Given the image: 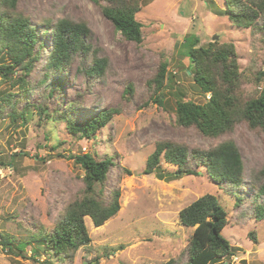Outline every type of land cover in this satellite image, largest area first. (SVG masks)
I'll return each mask as SVG.
<instances>
[{
  "label": "rangeland",
  "instance_id": "obj_1",
  "mask_svg": "<svg viewBox=\"0 0 264 264\" xmlns=\"http://www.w3.org/2000/svg\"><path fill=\"white\" fill-rule=\"evenodd\" d=\"M227 1L230 0H141L142 9L136 15L143 25V41L139 44L126 41L116 32L94 0L19 1L18 11L38 30L41 25H54L62 19L88 23L92 44L100 50L98 56L108 60V70L102 79H87L76 59L60 76L63 90L47 99L49 90L40 84L49 51V40L45 38L42 60L26 77L32 90L19 105L20 110L28 109L27 123L21 118L13 122L8 116L0 120V264H164L170 260L186 264L194 228L182 226L179 214L207 194L214 195L227 212L228 223L222 235L234 254L210 264H264V219L256 216L257 206L264 207V195H257V181H262L256 177L264 169V131L239 122L231 132L209 138L195 128H182L176 123L177 101L202 104L210 98L195 84L189 59L180 51L187 35H196L198 46L214 42L215 36L220 45L233 43L241 74L240 104L260 96L264 33L233 26L222 12ZM10 62L5 55L0 58V65ZM165 64L170 82L158 93L163 97L160 106L150 98L153 93L148 82ZM21 76L22 71L14 75ZM129 85L134 89L132 95L127 94ZM19 91V85L2 83L0 104L6 105L1 97ZM72 102L79 106V114L88 117L108 109L119 112L107 127L83 138L72 135L66 122L41 117L37 108L45 107L50 114L59 106L63 112ZM66 111L72 113L71 108ZM229 140L238 146L244 163L240 189L218 186L202 168L198 176L160 179L177 172L176 166L164 162L156 174H144L158 142L208 150ZM84 153L99 160L112 157L118 163L119 171L110 173L106 190L109 192L118 181L121 209L100 227L87 217L91 242L60 263L32 237L42 230L51 231L67 204L83 195L84 171L71 157ZM4 238L13 239V250L19 241L29 244L18 255L17 251L3 248Z\"/></svg>",
  "mask_w": 264,
  "mask_h": 264
},
{
  "label": "trees",
  "instance_id": "obj_2",
  "mask_svg": "<svg viewBox=\"0 0 264 264\" xmlns=\"http://www.w3.org/2000/svg\"><path fill=\"white\" fill-rule=\"evenodd\" d=\"M19 1L0 0V58L5 55L11 60L9 64L0 65V85L10 81L12 87L19 85L20 89L17 93L10 92L4 95L5 98L1 97L6 105L0 104V120L4 116L10 117L13 122L21 118L25 124L28 109L20 110L19 105L32 90L26 77L35 71L42 60V50L46 47L45 38L49 40V51L45 56L40 84L49 90L47 99L52 98L54 92L63 90L64 83L60 76L76 59L80 60L82 73L87 79H102L108 70V60L98 56L100 50L92 44V30L88 23L62 19L54 25H41L42 28L38 30L27 16L18 11ZM94 2L101 7L104 17L126 41L138 44L143 41V25L136 18L142 9L141 0ZM222 12H226L233 26L264 33V0H230ZM183 41L180 51L189 59L193 80L205 95L210 94V98L202 104L177 101V125L186 129L195 128L209 138H219L231 132L239 122L246 123L252 130L264 131V71L258 78V84L263 86L260 96L241 105L238 98L241 74L235 45H220L214 41L206 46H198L200 40L194 34L185 36ZM18 71H22L24 76L14 77ZM169 82L166 64L148 82L153 93L150 98L160 106L163 105V97L158 93ZM133 91V86L129 85L127 94L132 95ZM20 93L22 94L19 95ZM75 105L74 102L70 103L63 112L57 106L50 114L45 107L37 108L41 117L64 121L72 135L83 138H90L107 127L119 112L117 109H108L92 113L88 117L82 115V112L79 114V106ZM68 108H71L72 113L66 111ZM6 109H10L7 114ZM71 159L84 171L83 195L67 204L51 231L42 230L32 237L42 245V250L47 255L56 258L60 263H64L74 252L91 242L85 222L87 217L95 227H100L115 217L121 209L118 181L115 180V185L109 192L106 190L110 173L113 170L119 171L120 168L115 159L108 157L99 160L89 153L77 154ZM163 162L177 167V172L171 177L160 176L163 180L198 176V169L202 168L218 186L240 189L243 185V159L236 143L230 140L208 150L189 149L171 141L158 142L155 151L147 160L144 174H156ZM126 173L132 175L130 170H126ZM256 177L262 181L261 184L257 181V195L263 196L264 169ZM256 216L260 220L264 219L263 206H257ZM179 218L182 226L194 228L186 264H210L216 259L234 255L230 242L222 235V230L228 223L227 212L214 195L200 197L181 210ZM251 238L256 243L255 236L251 235ZM12 242L13 239L4 238L1 245L11 252L17 251L18 255L24 253L29 244V241H19V246L13 250ZM164 264L175 262L170 260Z\"/></svg>",
  "mask_w": 264,
  "mask_h": 264
},
{
  "label": "water",
  "instance_id": "obj_3",
  "mask_svg": "<svg viewBox=\"0 0 264 264\" xmlns=\"http://www.w3.org/2000/svg\"><path fill=\"white\" fill-rule=\"evenodd\" d=\"M214 40L217 41V40H218V36H215V37H214Z\"/></svg>",
  "mask_w": 264,
  "mask_h": 264
},
{
  "label": "built area",
  "instance_id": "obj_4",
  "mask_svg": "<svg viewBox=\"0 0 264 264\" xmlns=\"http://www.w3.org/2000/svg\"><path fill=\"white\" fill-rule=\"evenodd\" d=\"M1 174H2V172L0 171V176H2Z\"/></svg>",
  "mask_w": 264,
  "mask_h": 264
}]
</instances>
